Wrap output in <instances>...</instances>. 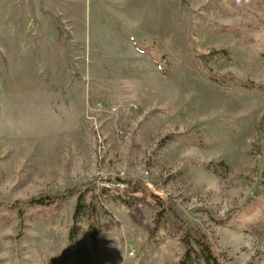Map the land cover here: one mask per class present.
I'll use <instances>...</instances> for the list:
<instances>
[{
	"label": "rangeland",
	"instance_id": "374dc122",
	"mask_svg": "<svg viewBox=\"0 0 264 264\" xmlns=\"http://www.w3.org/2000/svg\"><path fill=\"white\" fill-rule=\"evenodd\" d=\"M108 178L147 190L94 198V241L77 195L25 205ZM195 231L264 264V0H0V264H178Z\"/></svg>",
	"mask_w": 264,
	"mask_h": 264
},
{
	"label": "trees",
	"instance_id": "16d2710c",
	"mask_svg": "<svg viewBox=\"0 0 264 264\" xmlns=\"http://www.w3.org/2000/svg\"><path fill=\"white\" fill-rule=\"evenodd\" d=\"M168 140V137H165L161 142L165 143ZM160 143L159 146H162ZM102 187L98 188L93 186V189L88 191L86 189L83 193L76 192L74 190L65 191L61 195L55 196H46V197H36L31 198L25 202V205L29 207L35 208H45L52 206L57 201H62L65 198L69 197L71 194L77 195V202L75 206V211L73 215V224L70 227L69 234L67 237V241L69 245L75 243V240L79 233V226H77V218L79 214L83 215L85 220L87 221V230L90 234L91 239L96 240L100 230H111L112 227L118 226V223H105L101 225H97L96 221V207L93 204L94 198H99L108 196L112 190L116 192L119 190L117 186L123 187V192L117 193L118 199L121 200L123 204L130 203V200L133 198H137V195L142 196L146 193V186L143 185L139 181L133 180H123V179H115L108 178L103 180ZM99 189V190H98ZM127 196V197H125ZM155 197V195L152 194ZM131 204V203H130ZM16 206V204H14ZM126 205V204H125ZM18 211L22 217L23 209L18 208ZM132 220L144 231L147 232L151 239L154 237L156 233V229L151 227L148 223L145 222L143 217L139 214V210L135 206H131ZM185 252L183 257L181 258L178 264H201V261L204 264H225L221 257L210 247V244L207 242L205 236L200 232H186V240L184 241Z\"/></svg>",
	"mask_w": 264,
	"mask_h": 264
}]
</instances>
